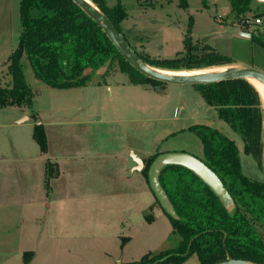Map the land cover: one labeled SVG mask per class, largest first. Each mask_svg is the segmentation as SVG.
<instances>
[{
	"label": "rangeland",
	"instance_id": "obj_1",
	"mask_svg": "<svg viewBox=\"0 0 264 264\" xmlns=\"http://www.w3.org/2000/svg\"><path fill=\"white\" fill-rule=\"evenodd\" d=\"M21 2L22 0H0V86L2 87L9 86L11 82L8 65L13 52L18 48L22 32ZM105 2L110 7L117 3L121 4L126 13L120 23L123 36L138 55L160 65L186 57L189 42L196 47L194 55L202 56L205 51L228 54L231 43L221 38L231 36L239 27V18H242V16L233 15L232 0H105ZM263 8L264 4L261 5L258 0H254L250 11L243 14L251 22H254L257 17L262 19V25H251L249 30L246 29L252 35L260 37L262 41H264ZM219 31L223 37L218 36ZM252 44L258 43L253 41ZM241 45L246 47L247 43L242 42ZM21 64L25 81L35 93L36 105L42 110L52 107L51 104L58 105L59 107H55V110H50L48 113L58 120L67 119L69 111H66L64 105L74 100L76 106L83 110L79 114H84L83 102L98 99L95 93L91 94L89 87L99 81L109 83L112 91L111 93L107 91L106 94L108 97L113 94L112 97L116 99L114 104L111 103L112 107H116L115 110L120 107V114L119 111H114L112 116L127 117L136 122L129 125H115L114 128H101L99 136L94 137L93 140L89 139L91 145L103 147L105 151H115L122 145L120 140L125 134L122 139L124 145H133L142 152L153 154L146 160V164L156 153H161L165 149H170L172 152H186L203 158V145L198 136L189 129L196 125H207L233 139L240 149L244 174L252 180L264 182V153L260 161L256 160L252 154L246 153L242 137L220 119L217 110L205 102L201 93L193 85H169L168 103L162 105L160 97L163 96L159 97L154 90H145L144 87L128 84V75L120 71L116 62L107 63L94 71L92 80L87 86L88 91L84 93L80 90L50 88L36 78L26 56L21 59ZM219 67L233 68L235 66L231 63L193 70L184 68L181 71L172 72L201 71ZM252 67L264 72V65L258 63L256 58L252 62ZM90 72L89 70L87 73ZM248 83L251 84L249 81ZM261 98L264 110V98L262 96ZM17 109L35 118L33 108ZM104 112L108 114L105 110ZM17 113L18 110L0 109V120L8 115L15 116ZM142 116L146 120H141ZM28 123L0 130V134L2 133L1 146L8 144L9 147L10 137L14 138L17 133H21L24 145L30 144L32 148L36 147L37 144L32 138L33 126ZM172 132L177 133L168 140H164V137ZM54 165L56 173L58 165ZM146 178L148 180L147 176ZM111 200L113 197L107 196L102 202L103 209L97 210L92 205L93 201L86 199L82 203L73 202L70 203L71 206L67 205L66 207L71 210L72 223L67 227L66 234H61V237H46L44 241L40 240L37 245L39 250L36 251L37 255L31 264H114L108 256L120 252L122 254L120 241L121 243L126 242L123 237L131 234L126 232L127 227L123 230L125 233H120L121 227L115 226V223L109 225L108 228H102L96 222L100 224L107 222L108 224L125 219L134 223V226L137 224L132 221L134 216L130 213L131 211L127 210V213H124L117 210L115 212L114 207L119 202ZM156 206L155 212L152 209L145 212L151 218L155 215L156 221L151 225L147 224L146 228L140 231L138 228L137 233H132L135 239L126 252V257L139 260V256L143 253L171 251L180 245L181 239L173 233L170 219L159 204ZM142 217L144 219L143 215ZM258 230L264 238V228L258 227ZM34 243L36 241H32V244ZM19 252L12 249L1 250L0 264H23L22 256H19L18 260L13 258ZM183 264L201 263L197 255H192Z\"/></svg>",
	"mask_w": 264,
	"mask_h": 264
},
{
	"label": "trees",
	"instance_id": "obj_2",
	"mask_svg": "<svg viewBox=\"0 0 264 264\" xmlns=\"http://www.w3.org/2000/svg\"><path fill=\"white\" fill-rule=\"evenodd\" d=\"M92 1L121 32L120 23L126 16L121 4L110 7L105 0ZM253 1L232 0L233 15L245 18L243 14L250 11ZM20 16L22 32L8 65L10 85L0 86V109L33 108L35 93L25 81L21 64L24 56L36 78L53 89L86 87L94 71L114 62L128 75L131 84L151 88L163 85L128 63L103 29L72 0H22ZM252 39L264 48L260 37L252 35ZM187 45L186 57L161 65L139 56L151 67L167 71L232 63L230 57L214 51L194 55L196 47L190 42ZM195 88L217 110L220 119L242 137L246 153L260 161L264 153V110L258 90L246 80L202 84ZM189 131L200 139L203 145L200 159L221 180L233 207L227 206L192 170L181 165L166 166L159 179L175 216L163 211L170 219L173 233L180 237V245L171 251L149 252L132 264H183L192 255H197L201 264H219L228 259L264 264V238L258 230V227L264 228V182L244 174L240 151L233 139L207 125L192 126ZM33 138L46 153L48 142L43 125L34 127ZM160 154L156 153L147 162L142 171L145 176L149 177V169ZM54 168V164H47V188L50 180L58 175V169L55 173ZM157 203L160 205L158 200ZM145 218L149 223L154 220L146 214ZM31 254L26 253L25 257Z\"/></svg>",
	"mask_w": 264,
	"mask_h": 264
},
{
	"label": "crops",
	"instance_id": "obj_3",
	"mask_svg": "<svg viewBox=\"0 0 264 264\" xmlns=\"http://www.w3.org/2000/svg\"><path fill=\"white\" fill-rule=\"evenodd\" d=\"M238 31H244V29L237 27L231 36L221 38L231 43L228 54L225 56L232 59L235 67H252L255 58L258 63L264 65V48L259 44L253 45L252 37H242L237 34ZM218 36L223 37L221 31L218 32ZM242 42L247 43L246 47H242ZM128 84L131 85L130 80ZM136 86L144 87L145 90H154L159 97L163 96L160 97L162 105L168 103L169 85L157 88ZM87 88L86 86L68 90H80L84 93L88 91ZM89 88L91 94L95 93L98 99H92L88 101L89 103L83 102L84 114H79L82 109L76 106L74 100L64 105L66 111H69L67 119L58 120L48 114L50 110L59 107L58 105L51 104L52 107L42 110L36 105L37 99H35L33 111L36 120L17 108H7L18 110V113L0 120V130L29 122L30 126H33V131L36 125H43L47 132L46 153L41 151L37 143L33 148L30 144L24 145L21 133H17L14 138L10 137L9 147L8 144L7 146L0 144V251L7 249L20 251L13 258L18 260L19 256H22L23 264L33 262L37 255L36 251L39 250L37 245L40 240L44 241L46 237H61V234H66L67 227L72 223L71 210L66 207L67 205L71 206L70 203L73 202L82 203L86 199L93 201L95 210L103 209L102 202L107 196L113 197L111 201L119 202L114 207L115 212L117 210L124 213H127V210L131 211L130 213L134 216L132 221L137 224L134 226V223L125 219L108 224L96 222L102 228H108L115 223V226L121 227L120 233H125L123 230L127 227L126 232L131 234L123 237L126 239L124 247L120 241L122 254L114 253L108 258L112 259L114 264H118V261L122 264H132L147 254H141L139 260L126 257V252L135 239L132 233H137L138 228L140 231L146 228L147 224L151 225L156 221L155 215L152 223L147 222L145 218V212L149 209L155 212L158 203L149 180L142 173L143 170H136L137 164L134 159V157L142 159L145 168L146 160L153 154L142 152L133 145H124L122 139L125 134L120 140L122 145L115 151H105L103 147L89 143V139L93 140L94 137L99 136L101 128H114L115 125H129L136 122V120L131 121V118L112 116L114 111H119L120 114V107H117V110H115L116 107H112L116 99L112 97L113 94L110 97L106 94L107 91L110 93L112 91L108 82L99 81ZM38 96L39 94L36 98ZM104 110L108 114H105ZM142 119L146 120L144 116ZM50 131L53 133H49ZM176 133L167 134L164 140H168ZM166 152H172V150L161 151V153ZM48 163L58 165L59 171L58 176L50 180L49 188L46 186ZM32 241L36 243L32 244ZM26 253L32 254L25 257Z\"/></svg>",
	"mask_w": 264,
	"mask_h": 264
},
{
	"label": "water",
	"instance_id": "obj_4",
	"mask_svg": "<svg viewBox=\"0 0 264 264\" xmlns=\"http://www.w3.org/2000/svg\"><path fill=\"white\" fill-rule=\"evenodd\" d=\"M76 3L89 17H91L107 34L113 44L116 46L121 55L137 71L146 77L155 81L162 82L163 85H202L213 84L223 81L254 79L264 84V72L253 67H233L217 73H202L192 76L170 75L160 72L156 68L146 64L141 57L131 48L119 29L113 22L93 3L87 0H72ZM238 35L251 38L252 34L246 31H238ZM137 164L136 170L144 169V162L138 157H134ZM168 165H181L196 173L212 190L222 199V201L233 207V201L226 188L218 176L198 157L186 152H166L161 153L155 158L149 169V185L156 199L159 201L163 210L171 216H175L173 208L169 202L167 194L160 183V173ZM120 264V261H118ZM219 264H255L245 260L228 259Z\"/></svg>",
	"mask_w": 264,
	"mask_h": 264
},
{
	"label": "bare ground",
	"instance_id": "obj_5",
	"mask_svg": "<svg viewBox=\"0 0 264 264\" xmlns=\"http://www.w3.org/2000/svg\"><path fill=\"white\" fill-rule=\"evenodd\" d=\"M89 2H92L91 0H87ZM211 68V67H210ZM227 67H219V68H214V69H208V70H201V71H183V72H172V71H167V70H159L160 72L170 74V75H181V76H192V75H199L202 73H217V72H222L227 70ZM249 82L258 90V92L261 94V96L264 98V84L261 82H258L254 79H249Z\"/></svg>",
	"mask_w": 264,
	"mask_h": 264
},
{
	"label": "built area",
	"instance_id": "obj_6",
	"mask_svg": "<svg viewBox=\"0 0 264 264\" xmlns=\"http://www.w3.org/2000/svg\"><path fill=\"white\" fill-rule=\"evenodd\" d=\"M261 4H264V0H258ZM263 24V21H262V19L261 18H259V17H257V18H255V20H254V22H251L250 20H249V18H242L240 21H239V24H238V26L240 27V28H242V29H244V30H246V29H250L251 27H249V26H251V25H256V26H259V25H262Z\"/></svg>",
	"mask_w": 264,
	"mask_h": 264
}]
</instances>
